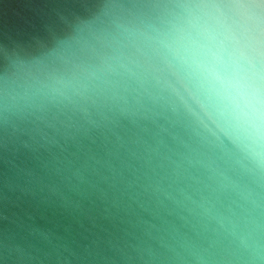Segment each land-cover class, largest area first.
<instances>
[{"label": "clouds", "instance_id": "9594fccd", "mask_svg": "<svg viewBox=\"0 0 264 264\" xmlns=\"http://www.w3.org/2000/svg\"><path fill=\"white\" fill-rule=\"evenodd\" d=\"M0 33V264H264V0H45Z\"/></svg>", "mask_w": 264, "mask_h": 264}, {"label": "water", "instance_id": "95a60500", "mask_svg": "<svg viewBox=\"0 0 264 264\" xmlns=\"http://www.w3.org/2000/svg\"><path fill=\"white\" fill-rule=\"evenodd\" d=\"M45 11V0H0V33L26 28Z\"/></svg>", "mask_w": 264, "mask_h": 264}]
</instances>
